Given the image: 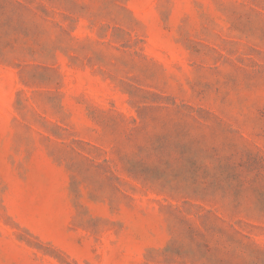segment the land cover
Segmentation results:
<instances>
[{
    "label": "rangeland",
    "instance_id": "1",
    "mask_svg": "<svg viewBox=\"0 0 264 264\" xmlns=\"http://www.w3.org/2000/svg\"><path fill=\"white\" fill-rule=\"evenodd\" d=\"M0 264H264V0H0Z\"/></svg>",
    "mask_w": 264,
    "mask_h": 264
}]
</instances>
